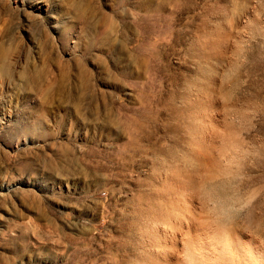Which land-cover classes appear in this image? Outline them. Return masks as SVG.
<instances>
[{"label": "rangeland", "instance_id": "1", "mask_svg": "<svg viewBox=\"0 0 264 264\" xmlns=\"http://www.w3.org/2000/svg\"><path fill=\"white\" fill-rule=\"evenodd\" d=\"M0 264H264V0H0Z\"/></svg>", "mask_w": 264, "mask_h": 264}, {"label": "bare ground", "instance_id": "2", "mask_svg": "<svg viewBox=\"0 0 264 264\" xmlns=\"http://www.w3.org/2000/svg\"><path fill=\"white\" fill-rule=\"evenodd\" d=\"M195 251V250H194ZM191 252H192V249H191Z\"/></svg>", "mask_w": 264, "mask_h": 264}]
</instances>
